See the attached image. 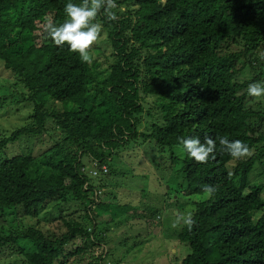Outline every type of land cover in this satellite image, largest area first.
<instances>
[{"label": "trees", "instance_id": "16d2710c", "mask_svg": "<svg viewBox=\"0 0 264 264\" xmlns=\"http://www.w3.org/2000/svg\"><path fill=\"white\" fill-rule=\"evenodd\" d=\"M68 2L0 0V64L16 82L9 103L31 107L24 125L0 135V253L23 255L26 264H122L142 249L161 223L153 203L100 202L97 185L107 181L85 169L96 160L110 169L117 147L134 142L132 153L147 145L170 154L169 170L179 166L172 177L195 206V223L182 228L171 254L175 264H264V181L250 178L259 164L264 178V97L247 93L250 83L264 82V0H116L118 19L108 21L102 9L96 20L113 50L106 71L81 62L67 45L55 46L45 31L48 21H66ZM149 97L154 106L147 108ZM49 131L61 133L52 147L8 156L6 148L22 138ZM206 136L241 140L250 155L233 158L217 140L215 159L197 163L181 140L203 143ZM205 186L216 190L209 194ZM200 194L207 198L196 202ZM51 205L62 209L56 220L67 218L58 233L19 219L20 210L37 219ZM73 208L82 211L78 217ZM140 208L133 215L147 235L118 256L123 216ZM158 231L162 251L175 247L176 229Z\"/></svg>", "mask_w": 264, "mask_h": 264}, {"label": "rangeland", "instance_id": "374dc122", "mask_svg": "<svg viewBox=\"0 0 264 264\" xmlns=\"http://www.w3.org/2000/svg\"><path fill=\"white\" fill-rule=\"evenodd\" d=\"M90 55L93 57L92 62L95 61L100 63V70H109L110 66L113 63V50L111 44L107 42L105 30L102 29L98 41L90 50ZM245 76H248V74H245ZM13 78L14 77L12 76V74L9 71H5L3 65L0 64V135L5 132L12 133L14 129L20 127L21 125H24L26 123L25 119L26 117H28L27 114H31V107L23 108L26 106L25 103L21 108L18 105H12L9 103L10 101L13 102V97H11V91H13L11 88V84L16 83ZM15 91H17V95L19 96V98H21V91H19V89H15ZM146 101L147 108L154 106V102L151 97L147 98ZM22 109L24 110L25 115H23V112L21 111ZM60 135L55 134L53 131H49V135L24 137L20 140L21 143L17 142V147L10 148L9 146L8 148H6V152L8 156H13L12 154L16 152H29L27 148L30 147L34 149L33 154L37 155L60 141ZM133 143H128L126 145L122 144L117 147L115 153L112 154L111 160H109L108 162V165H110L112 171L111 168L109 169V167L105 165L107 167L108 173L104 174L100 168V163L97 162V160L86 165L87 171L95 168L98 176L93 177V179L97 180L99 178H102L107 181V186H98H100L99 188L107 187L111 194H114V197L117 199L115 200L116 203L130 204L133 208H137L143 202H145V200H149L147 203H149L150 201L153 203L151 205L152 209L163 212L164 215L161 223L159 222L160 225L157 227V225L154 223L152 232L150 233L152 237L149 238V242L151 244H153L154 242L155 249L150 248L152 252L150 257L148 251V253H145L144 256L137 261H139V263L142 262L143 264H175L172 255L168 254V257L167 255H164L167 250L165 252H161L164 239L162 238V235H159L158 230L161 227H164L165 231H167V229L169 228V216L167 217V214H170V211L167 210V208H164V206L162 205L163 196L168 195L170 197L168 206H170L169 209H173L174 211V213H172L173 219H176L178 215L186 213L187 211H192L194 213L195 206L193 204L188 205L187 198L182 197L183 195L181 193V189L179 188V184L181 183V181L178 183V179L172 177L174 176L173 174L176 173V170L179 169V166L175 167V165H173L172 170H169L171 169L172 164L170 163V154L165 152L162 153V151L158 148V150L156 149L158 153L152 152L149 148L146 149L147 145H144L145 147L143 146L139 149V151H133L134 153H132ZM129 150H131V152L128 153ZM151 152L158 155L159 159L157 163H161V166H159L157 163H152V159H149L148 153ZM159 152L163 155V159ZM129 154L130 158L127 159L126 156ZM93 164H95L97 167H95ZM261 168L262 167L260 166V164L257 165L256 170L252 171L250 178L253 180L257 178L258 181H264V178H261L259 176L260 172L262 171ZM110 173L112 174V176L107 178L106 176L110 175ZM167 181L169 185L166 184ZM170 186L172 187L171 193L169 192ZM102 194L103 191L97 189L96 198H98V196H101L100 200L109 203L111 202V200H113L111 194L109 195V192L103 195ZM178 196H180V198H178ZM206 198L207 195L204 194L196 195V202L204 200ZM174 200L176 201V203H174ZM57 209L58 208H55L51 205V207L47 209L46 213H43L37 219H29L24 214H22V210H20L19 219L24 222L25 225L38 226V228L44 232L54 230L58 233L59 229L62 227L63 221L67 220V218L64 215L63 218L56 220V218H58ZM59 209H61V207H59ZM72 211L76 212V217L79 216L78 213L82 212L80 211V209L75 208H73ZM141 212L142 209H139L136 211H132L131 214L124 215V218H127L128 216V220L125 223L120 224L117 233L119 235H122L124 234V232H126L132 239L136 236H140L144 229L140 226L144 224V221H141L139 217L135 218L136 216L133 214H141ZM175 213H177V216H175ZM16 222L19 221L16 219ZM131 225H133L135 228H129ZM183 227L185 226L177 228L172 235V239L176 240L173 242L174 246L178 245L179 243V240L177 238L181 233ZM145 231L147 232L146 229ZM125 238L126 235L121 237V243L119 245V250L117 251L118 256H126V250L129 248V250H131L135 246L134 241L126 243ZM158 245L160 246V248L158 247L157 249L156 247ZM176 247L178 248V246ZM174 249L173 251L175 255L177 254L178 249L176 251ZM135 251L140 250H137L135 248ZM157 253H159V255L155 256ZM137 261H133V263ZM0 264H26V258H24L23 255H12L9 251H6V253L4 254L1 252Z\"/></svg>", "mask_w": 264, "mask_h": 264}, {"label": "clouds", "instance_id": "9594fccd", "mask_svg": "<svg viewBox=\"0 0 264 264\" xmlns=\"http://www.w3.org/2000/svg\"><path fill=\"white\" fill-rule=\"evenodd\" d=\"M116 0H81V3H73L71 0L65 5L66 21L56 26L53 22L48 21L45 31L57 47L67 45L69 50L77 53L81 62L91 64L93 57L90 55L91 48L98 41L102 32V25L97 23V17L103 9L104 15L108 21L118 19L116 12ZM264 59V55L260 57ZM247 93L251 97H264V82L250 83ZM217 140L221 151H227L233 158L240 159L250 155V148L241 140H229L227 136H217L216 140L211 137H205L203 143L198 138L182 139V151L194 159L197 163H207L209 158L215 159L217 151ZM100 168L104 174L108 173ZM106 167V166H105ZM107 168V167H106ZM232 173H229L231 178ZM213 186H205L204 191L211 194L215 192ZM195 221L193 212L187 211L176 217L171 223L172 229L187 226L191 230Z\"/></svg>", "mask_w": 264, "mask_h": 264}, {"label": "crops", "instance_id": "0c3cea01", "mask_svg": "<svg viewBox=\"0 0 264 264\" xmlns=\"http://www.w3.org/2000/svg\"><path fill=\"white\" fill-rule=\"evenodd\" d=\"M100 163V162H99ZM95 167H97L95 164H93ZM85 169H87L86 167H85ZM89 172V174L90 175H92V176H94V177H96V176H98V173H97V171H96V169L94 168V169H92V170H90V171H88ZM96 173V174H95ZM112 176V174L110 173V175H108V176H106L107 178H109V177H111ZM97 187H100V186H98L97 185ZM98 189H100V190H102L103 191V194H105V193H107V192H109V193H111L108 189H107V187L105 188V187H101V188H98ZM126 191V190H125ZM128 191V190H127ZM102 194V195H103ZM114 196H112V198H113ZM164 197H166L165 198V200H164V202L162 203V205L164 206V208H167V210H169L170 211V214H167V217H168V223H169V228H171L170 227V225H171V223L175 220V219H173L172 218V213H174V211H173V209H169L170 208V206H168V203H169V201H170V197L167 195V196H164ZM114 200H116V199H114L113 198V200H111V202H114ZM100 202H104L103 200H100ZM106 203H109V202H106ZM174 203H176V202H174ZM140 207V206H139ZM138 207V208H139ZM141 207H146L145 205H141ZM148 207V206H147ZM141 209V208H140ZM134 210V209H133ZM176 215L175 216H177V213H175ZM163 212L162 211H158V215H157V220L158 221H160L161 222V220L163 219ZM121 221H124V220H121ZM112 224H114V223H112ZM114 227H116V226H114ZM131 227L132 228H135L133 225H131ZM164 230H165V228L164 227H162ZM111 230H114V228L112 227L111 228ZM136 230V229H135ZM111 235H113V233H111ZM125 235V234H124ZM146 231L144 230L143 232H142V234L140 235V236H145L146 237ZM151 236V235H150ZM172 236V235H171ZM152 237V236H151ZM126 238H128L129 239V242L130 241H133V239L129 236V234L128 233H126ZM149 239V238H148ZM148 239L147 240H145L144 241V246L143 247H141L142 249H139V248H137L136 247V249L137 250H140V251H133V253L134 254H131V255H129L128 256V258L125 260V263H122V264H131V263H133V261H137V260H140V258H142L143 256H144V254L145 253H148V251L150 250V244L148 243L149 241H148ZM171 246V244H169V245H167L166 246V248H165V250L164 251H162L161 250V252H165L166 250H167V252L166 253H164V255H167V257L169 256L168 254H174V251H173V249L176 247H172L171 248V250H169L168 251V249H169V247ZM178 248L176 247L174 250L176 251ZM173 251V252H172ZM178 251V250H177ZM170 252V253H169ZM173 257V256H172ZM164 259H166V258H164Z\"/></svg>", "mask_w": 264, "mask_h": 264}, {"label": "built area", "instance_id": "2783aa9c", "mask_svg": "<svg viewBox=\"0 0 264 264\" xmlns=\"http://www.w3.org/2000/svg\"><path fill=\"white\" fill-rule=\"evenodd\" d=\"M105 172H108L107 168L104 166L102 167ZM96 174V173H95Z\"/></svg>", "mask_w": 264, "mask_h": 264}]
</instances>
